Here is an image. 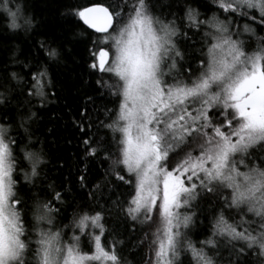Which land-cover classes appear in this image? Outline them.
I'll return each mask as SVG.
<instances>
[{"label": "snow or ice", "instance_id": "6c2138e0", "mask_svg": "<svg viewBox=\"0 0 264 264\" xmlns=\"http://www.w3.org/2000/svg\"><path fill=\"white\" fill-rule=\"evenodd\" d=\"M66 7L90 80L58 182L38 125L72 41L0 0V264H133L121 228L137 264H264V0Z\"/></svg>", "mask_w": 264, "mask_h": 264}, {"label": "trees", "instance_id": "16d2710c", "mask_svg": "<svg viewBox=\"0 0 264 264\" xmlns=\"http://www.w3.org/2000/svg\"><path fill=\"white\" fill-rule=\"evenodd\" d=\"M77 2L87 3V0H28L30 13L35 14L36 22L40 25L39 31L53 37H66L67 40L72 41L66 44V48L71 50V54L59 68L53 69L52 72L56 84L52 90L59 94V99L48 105V110L43 113L44 118L41 125H38L42 127V131L45 133H47L48 128L54 130V134L47 135L48 148L46 151L50 152L51 175L58 182L67 178L69 171L73 177L75 176L76 163L83 151L80 143L81 133L77 130L74 121L79 120L78 109L84 110L83 105L87 99L81 96L83 91L81 82L82 80H90L86 75L87 66L85 64L88 56L85 45L75 42L78 38L69 31L68 20L70 18L65 15L68 12L66 5ZM60 164H64L63 169L59 168ZM80 167H83L82 163ZM95 173L96 170L94 169ZM86 192L87 189L81 190V196L86 195ZM68 211L71 213V209ZM106 219L108 218L106 217ZM111 223L112 221L109 220V225ZM128 223L130 224L131 221ZM120 232L122 235L119 238L125 241L124 252L127 259L133 264L146 259L147 248H141L137 245V241L142 238V232L137 231L132 234L123 228L120 229ZM196 238L193 235V239ZM199 238L203 239V236L201 235Z\"/></svg>", "mask_w": 264, "mask_h": 264}]
</instances>
